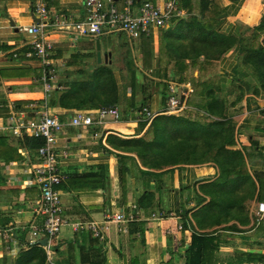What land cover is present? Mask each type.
<instances>
[{
    "label": "crops",
    "instance_id": "0c3cea01",
    "mask_svg": "<svg viewBox=\"0 0 264 264\" xmlns=\"http://www.w3.org/2000/svg\"><path fill=\"white\" fill-rule=\"evenodd\" d=\"M104 1H112L118 8L129 4L133 10L143 1L160 8L173 1L179 18L189 16L186 9L177 7L185 0ZM263 1L212 0L218 12L216 30L233 34L243 33V27H255L264 14ZM32 2L0 0V71L5 73L0 76V124L8 121L11 111L32 115L30 104L43 101L64 124L55 145L67 154L60 159L67 176L58 185L64 224L52 240L41 237L29 242V225L41 222V216L33 211L37 199V189L31 183L35 150L26 147L25 139L30 137L5 130L0 136V230L11 231L0 237V264H260L264 217L257 219L254 210L256 202L264 199V93H253L257 81L241 65L244 51L238 46L230 48L213 62L205 77H199L195 68L190 79L185 65L180 73H174L177 64L167 60L158 44L159 32L176 16L164 28L144 36L151 50L144 69L142 37L133 41L122 33L73 37L63 29L49 27L45 31L52 48L44 80V67L23 55L28 36L22 27L37 20L30 8ZM83 2L45 0V5L51 14L78 20L86 15ZM130 64L136 68V89L133 96L129 93L124 99L121 117L126 119L70 126L75 110L107 107L110 96L90 92L95 79L105 82L106 76L108 81L113 76L119 87L124 72L128 86L133 84ZM16 70L23 74L14 76ZM163 73L169 78H161ZM214 76L220 92L233 85L243 92L232 100L233 104L239 102V107L232 101L228 105L225 121L233 134L225 156L151 170L148 176L140 171L144 168L133 153L107 144L109 136L142 135L147 126L142 128L134 121L136 110L146 106L155 114L162 113L168 82L188 83L191 91L186 111L202 112L189 104L193 82ZM179 77L181 82L176 81ZM121 100L113 105H121ZM117 153L131 156L125 161L128 170L124 173L120 172ZM144 192H151V201L141 206ZM118 212L124 220L117 223L111 218ZM91 220L105 222L100 238L83 228Z\"/></svg>",
    "mask_w": 264,
    "mask_h": 264
},
{
    "label": "trees",
    "instance_id": "16d2710c",
    "mask_svg": "<svg viewBox=\"0 0 264 264\" xmlns=\"http://www.w3.org/2000/svg\"><path fill=\"white\" fill-rule=\"evenodd\" d=\"M207 1L185 0L184 3L177 4V7L186 9L189 16L186 19L173 17V23L159 32L158 44L162 54L167 60L177 64L174 73H180L181 66L185 65L189 77H192L195 68L199 77H205L213 69V62L218 57L230 48L238 46L244 51L241 65L246 73L254 76L257 81L253 93H264V16L258 25L248 29L252 32L248 38L242 33L221 34L216 30L217 22L214 21L218 12L206 14ZM142 43V69H144L151 50L148 38L143 36ZM185 59L187 63L184 62ZM130 65V78L133 84L129 89L130 96H133L136 68ZM12 74L17 76L23 72L16 70ZM4 75L5 73L0 71V76ZM105 78V82L95 79L93 84L95 86L90 92L95 95L110 96V101L106 103V106L110 107L117 102L116 81L113 76L109 81L107 76ZM161 78L167 79L169 76L163 73ZM220 90V83L215 76L203 82L198 80L194 85V94L189 98V104L211 117L207 122L182 115L160 113L150 120L144 135L133 138L109 136L106 140L107 144L120 152L133 153L144 168L140 171L148 176L152 175L151 170L172 165L195 163L205 159L215 161L218 156L229 153L226 152L228 151L226 146L231 143L233 134L231 125L225 121L227 112L214 95V92ZM142 92H144L143 88ZM144 125L145 123L142 122L141 127L143 128ZM25 142L28 149L34 150L42 144V140L36 138L25 139ZM116 157L120 172L124 173L128 170L125 161L131 159V156L117 153ZM151 196V192H144L139 205H148Z\"/></svg>",
    "mask_w": 264,
    "mask_h": 264
},
{
    "label": "built area",
    "instance_id": "2783aa9c",
    "mask_svg": "<svg viewBox=\"0 0 264 264\" xmlns=\"http://www.w3.org/2000/svg\"><path fill=\"white\" fill-rule=\"evenodd\" d=\"M86 15L82 19L72 20L64 14H51L45 5V0H33L30 8L36 21L22 31L28 36L24 57L36 59L44 67L42 78H48L46 65L49 64V55L52 48L51 41L47 37L46 28L57 27L65 30L73 37L97 38L103 34L122 33L129 40H138L148 36L152 30L162 29L169 24L172 16H179L173 1L160 8L143 1L133 10L129 4L118 8L112 1L84 0ZM14 56V54H13ZM45 87H48L45 85ZM191 91L188 83L176 84L168 82L166 87V100L163 108L164 114H177L185 108V102ZM34 108L32 115L26 116L23 111H11L8 121L0 124V136L5 130L12 135L41 139L42 144L35 149L36 161L31 164V183L37 189V199L33 211L41 216L39 224L31 223L28 227L29 242L41 237L46 241L52 240L58 233L59 228L64 224L60 215L58 185L64 181L67 174L60 167V159L67 156L63 149L56 148V141L63 131L64 124L53 115L43 101L39 104L32 103L29 106ZM157 114L151 112L146 106L136 110L134 121L136 123L148 124ZM121 115L114 106L97 107L95 110H75L71 115L68 124L77 126L101 125L107 120H119ZM27 158V156H26ZM255 217H264V199L256 202ZM114 222H122L123 214L118 212L112 218ZM82 226V224H79ZM93 236L101 237L106 230L105 222L89 221L84 227ZM8 231L0 230V237H7ZM263 252L260 264H264V231L262 233ZM49 247V245H46Z\"/></svg>",
    "mask_w": 264,
    "mask_h": 264
},
{
    "label": "rangeland",
    "instance_id": "374dc122",
    "mask_svg": "<svg viewBox=\"0 0 264 264\" xmlns=\"http://www.w3.org/2000/svg\"><path fill=\"white\" fill-rule=\"evenodd\" d=\"M207 6H208V8H207L206 14H210L212 12H215L216 6H215V4L212 3V0H208L207 1ZM263 16H264V14L262 15V17ZM250 28H252V27H243L240 32H243L242 34L246 38H248L251 35V33H252L250 30H248ZM113 36L114 35L109 36V39H113L114 38ZM245 37H243V38H245ZM100 39H102V38H100ZM180 78L181 77L177 78V80L176 79H174V80H176L177 82H181ZM126 79H127L126 78V73L123 72L121 74L122 82L118 85L119 87H117L118 88L117 89V91H118L117 93H119V97H117V99L118 98H122L121 105H118L117 107L112 105V106L117 108V110H118L120 115H123L125 113V106L126 105H125V100L124 99L127 98L126 94L130 93V89H128V87H129L128 86V81ZM143 82H144L143 85L147 86V83H146L147 80L143 81ZM193 84L195 85L194 82H193ZM229 89H230V91H229ZM242 93L243 92H242L241 87H239L237 85L236 86L233 85V86L228 87L227 90L223 89L222 92H220V93L219 92H214V95L222 103L225 111L227 112V111H229V106L228 105L231 103V101L233 100L234 96L237 97V95H240ZM232 105H234L235 107H239V102H236V103L233 104V101H232ZM174 115H182V116L191 117V118H194V119L196 118V119L202 120L203 122H207V121H209L211 119V117L207 116L204 112H194L193 113L192 111H190V112L186 111V108L184 110H182L181 112H179L177 114H174ZM145 125L148 126V124H145ZM144 134H145V132L142 133V135H144Z\"/></svg>",
    "mask_w": 264,
    "mask_h": 264
},
{
    "label": "water",
    "instance_id": "95a60500",
    "mask_svg": "<svg viewBox=\"0 0 264 264\" xmlns=\"http://www.w3.org/2000/svg\"><path fill=\"white\" fill-rule=\"evenodd\" d=\"M95 47H96V58L99 61V50H98V40H95ZM44 239L40 241L41 244H44Z\"/></svg>",
    "mask_w": 264,
    "mask_h": 264
}]
</instances>
